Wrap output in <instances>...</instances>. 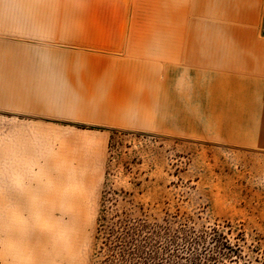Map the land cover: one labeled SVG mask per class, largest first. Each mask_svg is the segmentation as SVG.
<instances>
[{"label":"rangeland","instance_id":"rangeland-1","mask_svg":"<svg viewBox=\"0 0 264 264\" xmlns=\"http://www.w3.org/2000/svg\"><path fill=\"white\" fill-rule=\"evenodd\" d=\"M9 1L0 15L28 13ZM178 98L176 117L148 130L0 111V264H104L126 223L215 227L240 249L234 264H264L261 136L231 109L201 117L199 100Z\"/></svg>","mask_w":264,"mask_h":264},{"label":"crops","instance_id":"crops-1","mask_svg":"<svg viewBox=\"0 0 264 264\" xmlns=\"http://www.w3.org/2000/svg\"><path fill=\"white\" fill-rule=\"evenodd\" d=\"M5 4L28 13L0 15V111L48 127L148 130L176 117L183 94L201 117L210 104L216 116L231 109L264 142V0Z\"/></svg>","mask_w":264,"mask_h":264},{"label":"trees","instance_id":"trees-1","mask_svg":"<svg viewBox=\"0 0 264 264\" xmlns=\"http://www.w3.org/2000/svg\"><path fill=\"white\" fill-rule=\"evenodd\" d=\"M106 246L104 264H234L240 257L237 245L215 227L207 232L126 223Z\"/></svg>","mask_w":264,"mask_h":264}]
</instances>
